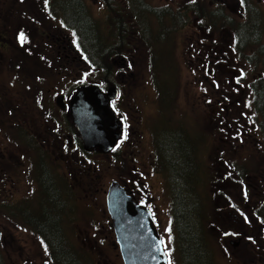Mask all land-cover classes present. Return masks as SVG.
I'll return each mask as SVG.
<instances>
[{
    "label": "rangeland",
    "instance_id": "obj_1",
    "mask_svg": "<svg viewBox=\"0 0 264 264\" xmlns=\"http://www.w3.org/2000/svg\"><path fill=\"white\" fill-rule=\"evenodd\" d=\"M83 1L104 29L108 24L111 26L118 22L131 29L132 34L135 24L132 20L137 21L124 7L126 5L121 7L122 1ZM146 1L153 9L167 8L179 12L174 19L165 12L162 19L166 23L158 26L156 15L148 14L147 19L153 27L141 24L145 26L146 41L133 39L130 43L124 40L126 44L123 46L120 43L119 52L122 50L128 54L126 51L132 49V53L125 56L128 58L127 71L133 73L129 87L137 108L133 107L130 113L137 120V135L122 158L116 156V152L90 153L88 162L95 167L94 171L68 161L57 163L55 166L58 168L54 166L58 172V191L53 199L57 203L62 190L59 178L62 177L73 207V212L63 217L64 236L80 253H85L89 243L92 245L94 240L97 241L101 255L95 251L89 253L93 264H122L109 226L105 197L109 183L118 181L123 175L122 170L131 171L136 164L147 175L142 176L146 189L131 191L135 193L136 202L143 200L151 209L169 264H185L184 255L188 259L193 258V264H201L200 246L207 251L206 264H249L238 253H233L228 244L232 236L242 237L247 242V252L255 255L256 259L261 254L264 258V224L255 217L264 191V136L258 131L252 140L242 141L235 132L255 112L248 84L258 74L264 75L262 56L258 54L256 57L253 48H245L237 54L228 46L233 41L236 24L245 16L241 0ZM52 3L50 0H0V17L3 19L0 38L5 37L10 43L7 51L0 48V55L6 53L11 56V63H0V80H8L12 96L19 99L22 96L27 99L39 96L37 100L43 102V114L51 112V117L72 133L69 116L61 113L54 102L58 93L68 96L74 83L65 74L86 72L83 80L77 77L76 84H87L90 80L91 84L104 86L107 81L105 86L111 87L118 82L119 62L117 55L105 57L106 48L101 44H105L108 38L101 29H98L94 40L79 30L75 31L87 56L98 61L94 69L88 67L76 49L72 55L79 67L74 68L75 64L63 57L58 59L62 55L60 42L71 50L75 37L72 31L51 16L47 9ZM246 4L263 17L261 43L264 46V0H246ZM212 12L215 13L211 20ZM67 27L72 26L68 24ZM3 28L7 33H1ZM157 29L159 31H154ZM21 34L24 45L19 43ZM217 53H221L225 60L219 57L215 60ZM21 55L37 62H25V59L18 58ZM238 69L242 71V79ZM37 74L40 79L35 77ZM49 88L56 93L49 92ZM217 108L222 111L221 115L217 114ZM131 150L136 156L130 154ZM24 160L28 163V174H18L15 196L19 200L13 205L14 214L17 211L25 218L36 215L38 210L43 216L45 212L46 215L52 214L53 206L47 201L48 191L50 193L52 189L47 182L39 181L35 174L45 171V179L46 171H50L52 166H48L44 158ZM97 173L100 177L91 180ZM26 180L29 191L24 197L20 194L25 191L23 184ZM173 199L178 201L184 214L183 223H186L182 227L186 240L184 251L177 240ZM233 209L244 215L246 222L230 224L224 212H232ZM211 226H215L218 234L210 230ZM2 232L4 228L0 229V264H7L10 240L3 239ZM16 240L17 245H22V240ZM45 253L44 250V262L48 259ZM74 259L78 260L75 263L79 262V258Z\"/></svg>",
    "mask_w": 264,
    "mask_h": 264
},
{
    "label": "flooded vegetation",
    "instance_id": "obj_2",
    "mask_svg": "<svg viewBox=\"0 0 264 264\" xmlns=\"http://www.w3.org/2000/svg\"><path fill=\"white\" fill-rule=\"evenodd\" d=\"M0 20H2L1 17ZM142 28L143 27L141 25L134 24L132 28V34H130L132 31L131 29L129 33H121V42L124 40H133L136 36V32ZM3 31L4 33H7L5 28H3L1 33ZM19 43L24 45V39H20ZM9 44V40L7 38H0V48H4L7 51L8 47L10 46ZM195 44L198 45V42ZM60 48L62 55L57 58L61 59L63 57V59L68 62L72 61V63L75 64L74 68L79 67V63L76 62V57L72 55V53L75 52L73 51V48L71 47L70 50L65 45L63 46L61 42ZM126 52L128 54L121 50L117 54L120 69L118 82L115 84L117 95L114 100H109L108 102L112 113L117 120V124L119 125L118 138L116 139L114 147L110 152L102 153L98 148H92L88 151L90 153L99 152L100 154H111L116 152V156L118 155L120 158H122L126 154V150L132 144L135 136L137 135V125L135 123L137 120H135L136 118L134 114L130 113V110H132L133 107L137 108L131 88L129 87V81L131 80L130 78L133 76V73L127 71L128 58L125 56L131 54L132 49ZM10 57L11 56H8L6 53L1 54L0 63H11ZM18 58L25 59V62H37L32 59H27L26 55H21ZM15 59H17V56ZM52 60H56V58H53ZM56 69L58 70V68ZM65 73H69L68 70H65ZM83 73L86 72L77 71V73H73V75L65 74L67 75L66 78H70L74 83H72L70 86V92L68 93V96L64 93L57 94L63 95L64 106L62 108L59 107V105L56 103V99L54 98L56 107L61 113L65 114V116H69L70 122V98L75 91L79 89H85L87 84L89 85L92 83L90 80H88L86 85H79L75 83L77 77H79L78 80L85 78ZM35 77L40 79L39 74H37ZM105 83L101 88L98 85L100 91L103 94L108 92V87L105 86ZM50 91L52 94L56 93L53 92L54 90L51 88H49V92ZM213 91L215 92V88ZM167 95L169 96L170 93ZM170 97L172 98V96ZM19 98L20 97L12 96V91L8 80H0V223H7L5 225L0 224V229L4 228V232H2L3 239L10 240L8 244L10 246L11 252L9 259H7V264H44L43 254L45 249L42 239L45 236L57 238L60 234L59 227L56 226V222L58 221L57 208H54L56 203L55 199H53V208L51 212L54 214L51 216V218L53 223H55V226H52L53 231L42 230L43 213L40 210L37 211L36 215H33L30 218L23 217L17 211L16 215L14 214L15 210H13V205L17 200H19L18 197L15 196L17 192L16 186L19 182L18 174H28V163L27 160H24V158H44L48 161V166H52L50 167L51 170L46 171L45 175L47 178L50 177L52 180L51 184L49 182L46 184L51 187L54 197L58 191L56 177L58 172L55 169V167L58 168V166H55L57 163L60 161H68L69 164H80L81 168H84L83 165H85V168H87L88 171H94L95 167L92 166L91 163L87 165V160L85 161L83 158H81L83 156L81 153H79L78 143L80 142L82 149L84 146L72 122L71 124L73 128L71 133L70 130L65 129V126L61 125L58 120H55L53 117H51L50 111L49 115L43 114V102L37 100L40 98L39 96L34 97V99H27L24 98V96H22L21 99ZM210 103L211 102H208V104ZM213 111L215 114V106ZM217 111L218 115L222 114V111L219 108H217ZM253 116V114L249 116L250 120L248 119V121H243L242 126H239L240 129L238 130L237 127L235 130V132L237 131L239 134L238 136H241L242 141L252 140L254 138L253 134L259 131L258 121L254 119ZM183 134L185 135L184 132ZM12 136L18 138V141L13 139ZM160 145H162V143ZM161 150L162 147L160 146L159 151ZM130 154L136 156L133 150L130 151ZM89 166H91L90 170L88 169ZM138 167L139 166H136L135 164L131 171L122 170L123 175L119 178V181L125 187L127 193L132 195L135 200V193H133L131 190L139 191L146 189L144 186L145 182L142 180V176L147 175ZM44 172L45 171L35 173L39 176V181L41 182L44 180ZM85 174L87 173L85 172ZM99 177L100 173H97L93 178L90 179L93 180ZM255 182H257V180H255ZM23 185L25 186V191L20 195L26 197L29 191L27 180ZM139 202L145 204L143 200ZM24 223L26 224L24 225ZM212 227L215 229V226H211L210 230ZM212 232L215 234V231ZM85 235L87 238L90 237L87 232ZM16 239L22 240V245H17ZM93 251H95L98 255H101V250L97 246V241L95 240L94 244L91 245V243H89L87 249L84 250L85 253H80L79 262L75 264H93L89 261V259L91 260L92 258L89 256V253H92ZM260 258L261 255H258V259H256L255 262H259ZM184 263L186 264V259H184ZM96 264H98V262H96Z\"/></svg>",
    "mask_w": 264,
    "mask_h": 264
},
{
    "label": "trees",
    "instance_id": "obj_3",
    "mask_svg": "<svg viewBox=\"0 0 264 264\" xmlns=\"http://www.w3.org/2000/svg\"><path fill=\"white\" fill-rule=\"evenodd\" d=\"M51 1H53L52 4H49V12L51 16L57 18L62 23L65 29H68L74 33V37H75V40H76V43L79 49L82 51V53L85 54L90 64H92L94 67L97 66L96 63H98V61H92L87 56L83 48L80 46V42L82 40L78 38V35L76 34L75 31L78 32L79 30L87 38L94 40L96 38L98 29H101L105 33L106 37L108 38L105 44H101V46L103 47L105 46L106 48L105 57L106 56L109 57L110 55H113V54L117 55L119 53V48L121 47L120 43L126 44L125 41L121 42L120 33H122L123 30L125 33H129L130 29L125 28L123 26L124 24H120L118 22L116 24L113 23L111 26L108 24L106 29H104V27L97 20H95V18L92 16L91 12L87 8L83 0H50V2ZM120 1H122L121 7L126 5L124 7H127L129 9V13L131 14V16H133V18L137 21V23L134 20L132 21L137 25L146 23L148 26L153 27L152 24L150 23V20L147 19L148 14L153 15V16L156 15L157 21L155 20V23L157 24V26L163 25L166 23L162 19L165 12L168 13V16L171 15L173 19L175 18V14H178L179 12V11L172 12V11H169V9L167 8L153 9L151 8L150 2H147L146 0H120ZM69 3L72 5L71 6L72 8L69 7ZM241 4H242V7L244 8L245 16L236 24L233 41H232L233 44L230 43L228 44V46H230L233 49V51H235L237 54H241V51L245 50V48L246 49L253 48L256 57L258 54H260L262 56V61L264 63V46L261 43V34H262L261 25L263 22V17L262 15H259L256 12V9L249 8L250 6L246 4V0H241ZM55 9H58V10H55ZM180 13L183 14V11H180ZM214 13L215 12H212V14L210 15L211 20L213 19ZM73 16L75 20H73ZM217 16L218 15L215 14V17ZM252 22H255L256 24L251 25ZM68 24H70L72 27H67ZM209 24L211 25V23ZM203 25L209 26L208 23L203 24ZM142 27L145 28V26H142ZM154 31H159V29L154 30ZM143 34H145V36H143ZM136 35L137 37H135L134 39L138 40V42H140V40L146 41L145 29L143 28L139 29L136 32ZM131 41L132 40H130L129 42L131 43ZM220 54L221 53L215 54V60L218 59V57L219 59H224L223 56H220ZM160 88L162 91H164L163 86H160ZM248 88H249V91L252 92L253 108L255 110V112H253V115H254L253 118L258 121L259 132L260 134L262 133L264 136V75L261 77H257L254 80L252 79L250 83L248 84ZM78 147H79V153H81V155H83L84 157H87L88 159V155L90 152L83 150L81 148L80 142L78 143ZM43 182L45 183L49 182L51 184L52 180L45 177ZM59 186L61 187L62 190H61L60 196L57 199V203L54 205V207L57 208L58 221L56 222V226L59 227L60 234L57 238L45 236L42 239L45 252H46L45 253L46 255L44 256L48 258L46 262L44 263L46 264H75V262H77L78 260L74 258H79L80 252L78 250H75L74 247L68 243L62 231V223L64 222L63 217L65 215H68L67 214L68 212L72 213L73 207L69 203V199L71 198H70L69 193L65 192L66 182L62 177L59 178ZM57 187H58V183H57ZM179 197L181 198V195ZM53 198L54 196H53L52 191L50 193L48 191L47 201L51 205L53 203ZM184 200L185 199H183V201ZM181 203L182 205H186L183 202ZM172 204L176 206V214L174 215L173 213V216H174V221L176 217V222H177V227H178V230H177V240L179 242L178 244L181 245V249L184 251L186 247V240H185V235H184L185 232L182 230V227H185L186 225V223L185 224L183 223L184 214L179 207L178 201L173 199ZM51 215L52 214L46 215V212H45L43 216L45 218V221L42 222V230L53 231L52 226H55V223H53ZM255 217L258 219L259 222L264 224V191H263V199L261 200L257 209L255 210ZM199 256L202 257L200 258L202 261L201 264H206L207 251H205L204 248H202L201 246L199 249ZM185 258H186L187 264L194 263L193 258L188 259L184 255L183 260ZM89 261L91 260L89 259Z\"/></svg>",
    "mask_w": 264,
    "mask_h": 264
},
{
    "label": "water",
    "instance_id": "obj_4",
    "mask_svg": "<svg viewBox=\"0 0 264 264\" xmlns=\"http://www.w3.org/2000/svg\"><path fill=\"white\" fill-rule=\"evenodd\" d=\"M116 95L115 87H110L103 94L96 85L72 95L69 102L70 116L85 148H98L104 153L112 149L119 135V125L107 101ZM56 103L61 108L64 106L62 95L56 97ZM105 199L110 216L109 226L114 232V243L118 246L123 264H167L151 210L135 202L117 180L109 183ZM233 210L224 212L230 224L244 222L243 217ZM211 230L218 234L216 228L212 227ZM228 244L233 253L242 256L245 263H254L255 256L247 252V242L242 237H231ZM259 264H264V258L260 259Z\"/></svg>",
    "mask_w": 264,
    "mask_h": 264
},
{
    "label": "snow or ice",
    "instance_id": "obj_5",
    "mask_svg": "<svg viewBox=\"0 0 264 264\" xmlns=\"http://www.w3.org/2000/svg\"><path fill=\"white\" fill-rule=\"evenodd\" d=\"M21 39H23V34H21Z\"/></svg>",
    "mask_w": 264,
    "mask_h": 264
}]
</instances>
